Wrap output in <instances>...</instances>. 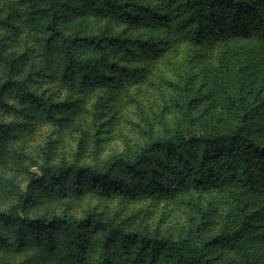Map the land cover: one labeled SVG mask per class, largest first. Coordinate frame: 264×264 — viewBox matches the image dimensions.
Returning <instances> with one entry per match:
<instances>
[{
	"label": "trees",
	"instance_id": "obj_1",
	"mask_svg": "<svg viewBox=\"0 0 264 264\" xmlns=\"http://www.w3.org/2000/svg\"><path fill=\"white\" fill-rule=\"evenodd\" d=\"M100 20L103 26L88 24ZM112 20L123 29L110 33ZM176 41L194 52L211 42L222 46L227 67L216 72L219 109L204 100V81L187 75L172 97L175 126L148 130L132 153L97 164L53 162L48 153L41 163L30 157L23 163L12 154L29 117L58 123L74 110L75 118L89 91L94 148H100L106 94L145 72L121 59L154 58ZM50 77L81 97L48 94ZM4 155L15 173L11 202L0 208V242L17 249L34 244L47 264H264V0H0V162L6 164ZM87 179L104 193L173 196L216 187L229 206L211 232L201 229L196 237L151 230L135 213L29 212L37 193L63 198Z\"/></svg>",
	"mask_w": 264,
	"mask_h": 264
},
{
	"label": "rangeland",
	"instance_id": "obj_2",
	"mask_svg": "<svg viewBox=\"0 0 264 264\" xmlns=\"http://www.w3.org/2000/svg\"><path fill=\"white\" fill-rule=\"evenodd\" d=\"M88 24L90 27H96L98 24L103 26L104 21H90ZM106 29L110 33H116L123 29V25L112 20L106 25ZM127 31L131 33L133 29L129 27ZM192 48L193 46L187 42L176 41L172 48L154 58L121 59L125 63L142 65L145 72L137 81L114 88L106 94L101 119L100 148L97 150L94 148V125L91 114L94 110L95 93L89 91L77 102L74 109L78 115L75 118L72 116L74 110L72 113L69 112L71 116L69 120L58 123H47L29 117L22 132L24 136L14 142L11 147L13 151L10 146L7 151L21 155L23 163L30 159L41 163L48 153L50 161L80 164H97L110 154L132 153L147 140L148 130H154L153 133L156 134L175 126L173 123L176 111L172 97L177 90L176 83H181L183 77L187 75L204 81L200 89L204 93V100L211 103V108L219 109L222 100L216 72L227 67L220 59L222 46L211 42L199 52H194ZM194 55L196 57H193ZM50 68L52 66L49 70ZM49 80L48 94L56 93L57 97H67L72 102L81 97L79 94L67 93L66 88L59 86L53 77ZM5 156H1V159L6 164L0 162V208L7 207L11 202L8 181L13 179L15 173L14 164L7 163ZM228 206L226 193L216 187L188 189L173 196H156L140 192L104 193L94 182L89 183L87 179L81 183L79 189H71L63 198L44 192L37 193L33 203L29 205V212L45 215L68 212L81 216L91 209L106 214L135 213L142 224L151 230L174 235L180 232L191 234L193 231L192 236L196 237L202 233L201 229L205 234L211 232L215 224L220 223ZM204 218H207V224L200 226L199 229L197 224ZM1 232L4 236L7 235L6 230ZM2 240L3 238L0 239ZM25 259L28 264H47L42 249L34 244L17 249L5 239L0 242V264H17Z\"/></svg>",
	"mask_w": 264,
	"mask_h": 264
}]
</instances>
